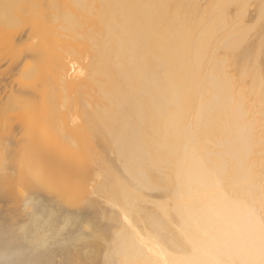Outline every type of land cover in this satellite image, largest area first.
I'll use <instances>...</instances> for the list:
<instances>
[{
    "label": "bare ground",
    "instance_id": "6f19581e",
    "mask_svg": "<svg viewBox=\"0 0 264 264\" xmlns=\"http://www.w3.org/2000/svg\"><path fill=\"white\" fill-rule=\"evenodd\" d=\"M3 75L0 264H264V0H0Z\"/></svg>",
    "mask_w": 264,
    "mask_h": 264
},
{
    "label": "rangeland",
    "instance_id": "374dc122",
    "mask_svg": "<svg viewBox=\"0 0 264 264\" xmlns=\"http://www.w3.org/2000/svg\"><path fill=\"white\" fill-rule=\"evenodd\" d=\"M5 75H3V77H2V79H1V76H0V80L2 81V80H7L5 77H4ZM5 78V79H4ZM5 82H7V81H5ZM5 82H3V83H5Z\"/></svg>",
    "mask_w": 264,
    "mask_h": 264
}]
</instances>
